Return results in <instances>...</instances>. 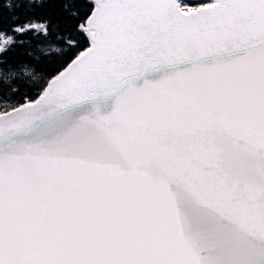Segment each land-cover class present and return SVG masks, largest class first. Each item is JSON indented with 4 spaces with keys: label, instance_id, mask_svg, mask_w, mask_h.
Returning <instances> with one entry per match:
<instances>
[{
    "label": "snow or ice",
    "instance_id": "snow-or-ice-1",
    "mask_svg": "<svg viewBox=\"0 0 264 264\" xmlns=\"http://www.w3.org/2000/svg\"><path fill=\"white\" fill-rule=\"evenodd\" d=\"M0 264H264V0H0Z\"/></svg>",
    "mask_w": 264,
    "mask_h": 264
}]
</instances>
